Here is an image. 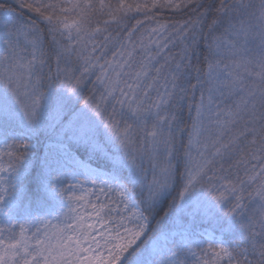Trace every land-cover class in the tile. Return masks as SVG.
I'll return each instance as SVG.
<instances>
[{"label":"snow or ice","instance_id":"6c2138e0","mask_svg":"<svg viewBox=\"0 0 264 264\" xmlns=\"http://www.w3.org/2000/svg\"><path fill=\"white\" fill-rule=\"evenodd\" d=\"M0 264H264V0H0Z\"/></svg>","mask_w":264,"mask_h":264},{"label":"trees","instance_id":"16d2710c","mask_svg":"<svg viewBox=\"0 0 264 264\" xmlns=\"http://www.w3.org/2000/svg\"><path fill=\"white\" fill-rule=\"evenodd\" d=\"M14 7H15V5H14ZM20 11H22L23 12V14H24V18L26 19L29 15H31L27 10H25V9H20ZM185 117H187V111L185 110Z\"/></svg>","mask_w":264,"mask_h":264}]
</instances>
